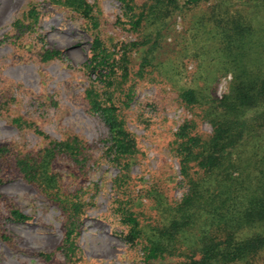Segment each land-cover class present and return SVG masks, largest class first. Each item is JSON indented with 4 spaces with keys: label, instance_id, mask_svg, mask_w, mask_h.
<instances>
[{
    "label": "trees",
    "instance_id": "obj_1",
    "mask_svg": "<svg viewBox=\"0 0 264 264\" xmlns=\"http://www.w3.org/2000/svg\"><path fill=\"white\" fill-rule=\"evenodd\" d=\"M56 1L79 14L92 28L97 27L98 15L88 0ZM116 1L122 5L130 28L140 39L124 46L116 55L95 37L86 69L91 73H100L101 69L107 72L102 75L106 79L101 80L106 92L101 94L90 87L86 99L107 124L109 155L121 168L115 182L121 191L114 212L125 226L123 239L143 254L144 264H264L263 29L238 13L229 16L221 5L232 0ZM237 1L258 9L264 7V0ZM205 4H211L209 16L192 21L186 31L167 43L177 20L189 17L191 11ZM196 29L195 35L202 30L216 41V55L211 57V61H215L214 70H206L205 62L210 55L205 45L200 47L203 51L198 55L203 62L201 68L207 73L184 72L182 67L190 57L185 56L181 61L179 57H172L173 51L176 54L177 49L189 46L190 34ZM128 48L136 49L140 63H131ZM51 54L47 51L44 60H52ZM248 56L250 58L244 61ZM254 62L259 63V67L253 66ZM129 63L134 75L145 74L146 79L152 75L155 78L152 81L159 82L160 78V82L173 87L177 100L191 114L169 143L182 178L177 186L187 188V192L179 201L170 202L157 189L144 190V194L151 195L149 211L136 207L135 198L139 193L128 192L137 142L113 99L118 91L115 68L121 65L122 78L126 79ZM229 73L234 75L233 80L219 98L220 80ZM199 82L204 85L198 86ZM203 121L210 123L211 131L202 129ZM14 123L19 127L24 124L37 135L51 140L50 144L39 153L0 144V163L22 174L42 194L59 204L67 214L66 242L73 245L85 201L63 191L59 175L52 171V166L60 155L81 163L90 146L76 135L52 140L26 119H15ZM0 200L5 203L10 220H30L15 202L4 195H0Z\"/></svg>",
    "mask_w": 264,
    "mask_h": 264
},
{
    "label": "rangeland",
    "instance_id": "obj_2",
    "mask_svg": "<svg viewBox=\"0 0 264 264\" xmlns=\"http://www.w3.org/2000/svg\"><path fill=\"white\" fill-rule=\"evenodd\" d=\"M88 1L98 15L96 28L56 0H20L8 14L7 22L0 25V144L32 153L48 147L51 140L24 124L19 127L14 123L15 119H26L52 140L76 135L90 146L81 163L60 155L52 166L63 191L85 201L73 245L66 242L67 214L59 204L42 194L22 174L0 163V195L15 202L30 217L27 222L10 220L6 205L0 200V264H144L143 254L123 239L125 226L114 212L121 191L115 182L121 168L109 155V128L86 99L90 87L101 94L106 92L101 80L106 79L102 75L107 72L99 69L100 73H91L86 69L95 37L115 54L140 37L130 28L118 1ZM211 4L195 8L187 18H179L167 43L186 31L192 21L208 17ZM221 7L228 10L229 16L243 15L264 32V7L258 9L237 0ZM196 31L190 34L189 46L177 49L176 54L173 51L172 57H179V61L190 57L182 67L184 72L207 73L206 70L215 69L211 57L216 55V41L202 30L195 35ZM204 45L210 55L205 62L206 70L201 68L203 62L198 56ZM47 51L53 53L52 60L45 61ZM127 53L132 64L142 61L136 49L128 48ZM120 66L115 68L118 91L113 99L137 142L128 192L139 193L136 207L149 211L151 195L144 194V190L157 189L170 202L179 201L187 192V188L177 186L182 178L169 143L191 114L181 106L169 84L160 82V78L159 82L152 81L155 79L152 75L149 79L145 74L134 75L130 63L128 77L123 79ZM233 77L229 73L221 78L219 98L227 92ZM197 85L202 87L204 83ZM201 125L205 131L212 130L208 122Z\"/></svg>",
    "mask_w": 264,
    "mask_h": 264
},
{
    "label": "bare ground",
    "instance_id": "obj_3",
    "mask_svg": "<svg viewBox=\"0 0 264 264\" xmlns=\"http://www.w3.org/2000/svg\"><path fill=\"white\" fill-rule=\"evenodd\" d=\"M19 4L20 0H0V25L7 22L8 14Z\"/></svg>",
    "mask_w": 264,
    "mask_h": 264
},
{
    "label": "built area",
    "instance_id": "obj_4",
    "mask_svg": "<svg viewBox=\"0 0 264 264\" xmlns=\"http://www.w3.org/2000/svg\"><path fill=\"white\" fill-rule=\"evenodd\" d=\"M221 88H223V87H221Z\"/></svg>",
    "mask_w": 264,
    "mask_h": 264
}]
</instances>
